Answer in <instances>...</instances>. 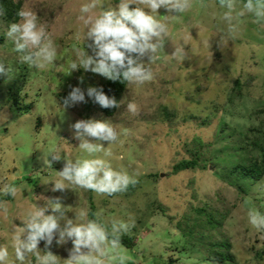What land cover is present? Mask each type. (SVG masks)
Masks as SVG:
<instances>
[{
	"label": "rangeland",
	"instance_id": "374dc122",
	"mask_svg": "<svg viewBox=\"0 0 264 264\" xmlns=\"http://www.w3.org/2000/svg\"><path fill=\"white\" fill-rule=\"evenodd\" d=\"M22 1L23 8L36 13L38 23L45 25L58 59L43 70L19 63V54L13 51V45L3 34L8 25L0 19V35H4V40H0V62L6 69L13 70L10 77L0 74V188L10 183L18 189L15 198L0 194V203L7 208L6 213L0 208V246L8 247L9 261L15 262L12 229L23 226L19 217L26 210L43 207L46 199L59 197L70 210L67 218L76 222L75 213L81 211L91 219L92 197L95 213L102 211L103 222L110 224L112 218L134 220L135 226L128 235L136 237L135 245L128 248L121 243L130 257L127 264H218L191 251L188 245L184 247L187 238L171 221V216L178 219L188 214L191 209L187 208L194 204L192 173L171 174V167L185 155L184 141H192L196 134L206 135L197 121L190 120L186 124L183 117L193 112L204 117L215 104L221 105L222 111L218 118L211 119L213 126L206 125L211 132L207 131V139H215L210 169L224 175L228 166L248 158V149L239 132L258 122L251 113L264 104V22H254L251 14L239 17L237 35L221 47L219 40L221 36L226 37L228 22L223 19L226 9L220 7L219 0H203V7L199 0H194L193 7L178 16H174L175 12L169 14L164 8L158 9L153 15L168 25L170 39L166 40L159 59L150 65L153 79L143 85L128 84L121 98V108L108 116L87 96V88L102 84L103 76L82 68L67 74L69 64L76 58L75 50L83 49L85 29L78 17L80 6L89 0ZM242 2L237 0V12ZM104 3L105 7H114L119 0H104ZM100 10L94 9L91 14L96 15ZM84 47L91 55V49L86 44ZM176 47L186 52L184 60L172 56ZM144 60L147 63V57ZM24 70L28 73V81L21 92L20 106L23 109L25 105H32L27 112L8 101L6 92L13 79ZM237 77L251 84L245 87L243 99L231 104L228 96L232 81ZM77 86L85 92L86 102L63 107L57 93ZM129 102L137 106V115L127 110ZM165 108L177 115L167 116ZM81 119L107 120L119 133L118 141L111 145L108 141L99 142L111 148L113 155L105 159L115 170L138 180L130 193L98 195L75 186L54 192L51 183L42 184L59 179L57 172L64 166V156L72 160L93 158L78 147L79 141L73 138L70 130V125ZM51 149L60 150L62 159L53 161L49 168L41 157ZM97 155L103 156L102 153ZM48 158L51 160V156ZM157 172L160 180L156 181ZM204 175L206 181L208 177L212 181L208 173ZM210 184L201 189V192L205 190L206 197L200 200L212 198L215 202L222 197L231 202L236 198V188L228 182L219 180ZM249 208L264 214V178L251 183L246 198L237 201L236 208L225 221V232L231 237L237 259L222 264H264V252L261 253L264 232L250 225ZM46 214H51V210ZM38 248L41 253L51 251L60 258V264H64L72 243L57 245L54 240L46 249L41 241ZM170 258H175V262L170 263ZM34 260L30 256L24 264H34Z\"/></svg>",
	"mask_w": 264,
	"mask_h": 264
},
{
	"label": "clouds",
	"instance_id": "9594fccd",
	"mask_svg": "<svg viewBox=\"0 0 264 264\" xmlns=\"http://www.w3.org/2000/svg\"><path fill=\"white\" fill-rule=\"evenodd\" d=\"M193 2L194 0H119L114 7H105L104 0H89L82 4L78 19L85 29L83 49L75 50L76 58L69 64L67 74L82 68L111 81L119 80L122 83L138 85L150 82L153 79L150 65L159 59L166 40L170 39L168 25L153 14L164 8L169 14L175 12L174 16H178L188 12L193 7ZM199 2L203 7V0ZM219 5L226 9L223 19L228 22L226 37L221 36L219 40L221 47L228 39H234L237 35L236 22L239 17L251 14L255 18L254 22H264V0H243L238 12L237 0H219ZM97 8L101 9L99 13L92 15ZM3 14L0 9V16ZM16 15L18 20L10 23L4 31L7 42L19 54V63L29 68L46 69L58 59L50 34L45 25L38 23V17L33 11L21 8ZM85 44L91 49V55L85 50ZM172 56L184 60L187 54L182 48L176 47ZM12 73L10 67L6 69L4 63L0 62V74L10 77ZM87 96L102 108L119 109L122 106L114 96L106 95L102 87L89 86ZM81 102H86L85 92L78 86L72 87L63 99V107ZM127 110L132 115L138 114L135 103L129 102ZM70 130L73 131V138L79 141L78 147L93 158L72 160L64 156V166L57 172L59 179L48 180L42 184L51 183V190L54 192L73 189L72 186H75L98 195L112 196L127 191L130 185L138 182L134 176L115 170L105 159L113 153L111 148H105L99 141H108L111 145L119 139V133L107 120H77L70 125ZM89 138H94L97 142L93 143ZM100 153L103 154L102 157L97 155ZM41 159L45 167L52 168L53 161L62 159L61 151L51 149ZM17 193L18 189L10 183L0 188V194L4 196L15 198ZM0 208L7 212L2 203ZM49 209L51 214H46ZM68 211L70 210L61 203L59 197L46 199L43 207L26 210L19 217L23 226H14L12 229L11 247L15 262L24 264L32 256L35 258L34 264H60L58 256L51 251L41 253L38 248L41 241H44L47 249L55 240L57 245H64L68 241L72 243L69 257L64 260V264H127L130 257L122 248L121 237L135 226L134 220L112 218L108 224L103 222L102 211L95 213V219H88L87 214L81 211L75 213L74 222V219L67 218ZM247 216L254 229L264 232V214L249 208ZM61 221L64 223L61 224ZM15 262L9 261L8 247L0 246V264Z\"/></svg>",
	"mask_w": 264,
	"mask_h": 264
},
{
	"label": "trees",
	"instance_id": "16d2710c",
	"mask_svg": "<svg viewBox=\"0 0 264 264\" xmlns=\"http://www.w3.org/2000/svg\"><path fill=\"white\" fill-rule=\"evenodd\" d=\"M21 8H23L22 0H0V9L4 13L0 16V19L6 25L17 21L18 17L16 13ZM3 34L0 35L1 41L4 40ZM27 81L28 73L25 70L21 71L6 89L7 100L11 101L17 109H22L20 106V97ZM250 84L249 81L243 80L240 77L233 79L228 101L231 104L241 101L245 96V87ZM92 86L102 87L106 95L109 97L114 96L117 101L121 102V98L128 84L122 83L119 80L111 81L103 77L102 84L98 83ZM70 91L57 93V97L62 103ZM91 102L108 116L114 115L118 110L117 108H102L97 103H94L92 98ZM198 102L200 103V101ZM31 106L30 104L25 105L22 110L27 112ZM212 107V109L211 107H207L211 110L204 117L200 116L198 112H193L186 114L183 120L186 124H189L190 120L197 121L201 125L199 127L205 129L206 135L211 134L207 126H213L212 123L214 122L211 119L214 117L218 118V113L222 111L221 105L219 104H215ZM164 110H166L165 113L167 116L175 117L177 115L176 112L170 113L167 108ZM251 114L258 122L251 124L246 130H240L239 132L244 141V147L248 149L249 156L244 160L228 166L225 169L224 175H218L215 169H210V159L213 154L212 146L215 143V139H207L206 135L202 137L196 134L192 141H184L185 144L182 147L185 148V155L176 163L172 164L171 167V174H179L180 172L183 173V171L192 173L191 180H193L191 181V186L193 185L194 187V193L191 194V199L194 200V204L192 208H187L191 209V211L178 219L175 216H171V221L182 232L183 236L187 238L184 241V247L188 245L191 251L201 253L205 257L204 259L218 264L226 261H236L237 256L233 250V242L231 241V237L225 232V221L236 208L237 201L246 198L250 191L251 183H255L264 178V104L259 108H255ZM206 173L210 175L212 181H209V177L208 181L205 180L204 174ZM154 177L156 181L160 180L159 172L155 173ZM219 180L222 182L226 181L236 188L237 193L234 201L228 202L226 198L222 197L219 201L215 202L212 198L205 199L206 201L204 199L200 200V197H206L204 195L205 190L201 192V189L204 186L207 188L211 185L210 183H215ZM135 185H130L127 191L123 193H130ZM159 207L162 208V211H166L162 206ZM90 208V218L95 219L96 204L92 197H90ZM135 238L133 235L125 234L121 237V243L131 248L135 245ZM263 252L264 250L261 251V253ZM175 260V258H170L169 262L173 263Z\"/></svg>",
	"mask_w": 264,
	"mask_h": 264
}]
</instances>
